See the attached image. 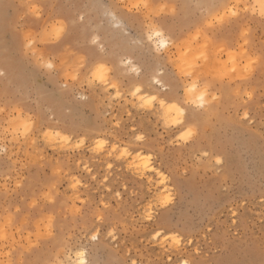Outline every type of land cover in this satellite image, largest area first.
<instances>
[{"label": "snow or ice", "instance_id": "1", "mask_svg": "<svg viewBox=\"0 0 264 264\" xmlns=\"http://www.w3.org/2000/svg\"><path fill=\"white\" fill-rule=\"evenodd\" d=\"M123 7L126 21L109 15L124 36L130 37L129 22L141 26L152 55L147 67L131 53L117 51L116 44L110 47L115 37L101 36L98 28L89 33L82 27L76 48L45 55L38 44L59 45L87 19L86 11L65 18L59 0H49L51 23L23 34L24 60L54 91L29 89L23 100L0 92V164L10 163L17 173L14 186L8 184L11 176L0 183V195L23 189L31 178L40 187L26 207H52L41 211L19 240L10 230L20 207L0 222V264H157L145 257L147 249L120 247L122 238L141 232L149 244L159 241L163 264H177L183 234L152 225L171 212L184 185L202 168L224 164L223 154L211 147L216 135L239 126L264 139V0H196L195 7L208 15L183 36L173 23L187 4L129 0ZM29 14L39 20L45 9L30 3ZM242 16L248 19L237 24L238 49L227 48L218 33ZM257 31L262 47L250 51ZM130 43L142 44L135 38ZM225 51L227 59H220ZM5 76L0 68V78ZM128 78L133 82L126 83ZM97 93L106 103H93ZM117 107L125 108V118L114 114ZM82 110L94 113L95 128L79 119ZM258 118L261 129L255 127ZM202 140L210 147L185 155ZM93 162L102 163L103 175ZM117 172L130 179L114 180ZM45 249L49 255L41 258ZM193 251L200 254L199 248ZM102 253L115 258L105 260Z\"/></svg>", "mask_w": 264, "mask_h": 264}, {"label": "rangeland", "instance_id": "2", "mask_svg": "<svg viewBox=\"0 0 264 264\" xmlns=\"http://www.w3.org/2000/svg\"><path fill=\"white\" fill-rule=\"evenodd\" d=\"M59 2L64 5L61 14L65 18L73 19L77 12L86 11L87 19L84 25H77L72 29L59 45L38 44L45 55H58L65 50L76 48L82 27L87 28L89 33L92 28H98L101 36L111 34L115 37L114 40H110V47L114 43L117 45V51L124 50L131 53L136 58L135 62L142 63L146 67L151 64L150 46L143 43L141 26L129 22L130 37L124 36L121 29L115 27L112 15H109L112 13L118 20L126 21L127 16L123 6L129 3V0H59ZM177 2L189 5L173 23L177 35L183 36L189 31H194L193 25L203 24L208 13L195 7L196 0H177ZM30 3H40L44 7L45 15L42 19L38 20L29 14ZM85 3L94 6L84 9L81 6ZM48 11L49 0H0V68L6 72V76L0 78V92H7L15 100H23L29 89L50 93L54 91L47 84L46 78L23 58V34L27 31L38 32L46 24L51 23L55 19V14L49 16ZM247 19L242 16L240 21L231 26L225 25L222 32L218 33L220 38L227 41V48L238 49L237 24H243ZM251 23L255 30L258 27L257 22ZM132 38L139 39L142 44H131ZM261 47L260 32L257 31L250 51H259ZM210 58L213 62L216 60L215 55L210 54ZM220 59H227V51L221 54ZM131 82H133L132 78L126 81V83ZM142 82L146 83V75L142 78ZM256 83H259V75ZM101 96L102 94L97 93L93 103H106L100 98ZM253 111L256 109L253 108ZM114 114L125 118V108L117 107ZM78 115L79 119L93 128L96 127V116L92 111L82 110ZM147 127L151 128L152 125L148 124ZM255 127L261 129L259 118ZM202 147L209 148V142L202 140L192 145L186 150L185 155L190 157L198 154ZM211 147L213 151L223 154L224 164L219 167L202 168L198 178L184 185L171 212L152 227L162 225L166 231L171 229L183 234L184 244L175 252L177 264L185 258H189L191 264H264V139L245 128L235 126L223 134L216 135ZM50 155L55 157L57 154ZM85 155L90 154L85 153ZM93 167L103 175L101 162H93ZM13 169L14 166L8 162L0 164V183L11 176L12 180L8 181V184L14 186L17 173ZM117 177L121 180L130 179L126 172H117L113 179ZM24 183L23 189L11 195H0V222H6L9 213H15L17 207L22 209V214L16 216L10 230L15 232L18 240L21 235H26L25 228L32 230L41 211L47 212L52 207L28 209L26 205L40 185L34 183L31 178ZM62 199L63 196L59 198ZM59 200L55 206L57 211L60 210ZM17 228L21 231H16ZM146 235L147 233L144 232L128 234L126 240L122 238L120 241V247L123 249L135 244L139 248L147 249L145 252L147 260L163 264L159 241L149 244ZM189 238L194 241L191 245L187 243ZM195 248H199V255L194 253ZM51 251H55L54 246ZM48 255L49 249H45L41 258ZM101 255L105 260L115 258L106 253ZM158 255L159 261H157Z\"/></svg>", "mask_w": 264, "mask_h": 264}]
</instances>
